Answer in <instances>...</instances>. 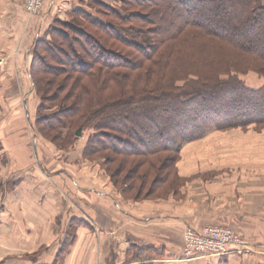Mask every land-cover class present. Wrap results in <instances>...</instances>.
<instances>
[{"label": "trees", "instance_id": "obj_1", "mask_svg": "<svg viewBox=\"0 0 264 264\" xmlns=\"http://www.w3.org/2000/svg\"><path fill=\"white\" fill-rule=\"evenodd\" d=\"M117 1L94 0L97 17L75 8L36 43L35 126L65 152L89 131L82 158L99 161L125 198H166L183 188L188 145L264 129V0ZM250 73L261 86L241 79ZM155 256L140 248L129 262Z\"/></svg>", "mask_w": 264, "mask_h": 264}, {"label": "crops", "instance_id": "obj_2", "mask_svg": "<svg viewBox=\"0 0 264 264\" xmlns=\"http://www.w3.org/2000/svg\"><path fill=\"white\" fill-rule=\"evenodd\" d=\"M75 3L45 0L42 14L30 17L22 0H0L1 203L6 212H14L13 203L20 205L27 221L33 222L31 235L23 236L25 226L16 215L5 218V227L12 223L18 228V241L10 236L7 242L23 247H17L20 254L0 257V264H264V182L233 184L244 194L236 196L237 204L229 212L171 203H127L103 180L89 177L78 183L71 162L60 160V151L38 134L40 102L31 76L33 51L54 19L68 17ZM206 226L234 229L245 237L247 248L225 257L184 259L186 227ZM64 243L67 249L62 248ZM140 248L153 249L157 256L129 262V254Z\"/></svg>", "mask_w": 264, "mask_h": 264}, {"label": "rangeland", "instance_id": "obj_3", "mask_svg": "<svg viewBox=\"0 0 264 264\" xmlns=\"http://www.w3.org/2000/svg\"><path fill=\"white\" fill-rule=\"evenodd\" d=\"M110 5H119L117 0H99ZM76 9L84 10L87 13L95 14L94 0H76ZM96 9H98L96 7ZM73 12H70V14ZM97 17V14H95ZM69 17V15H68ZM63 18L67 22L72 21V18ZM78 21L84 23L85 19L77 18ZM241 79L246 82L249 87L257 88L262 85L258 75L250 73ZM54 111L57 109L54 108ZM89 131L82 132L79 140L72 149L67 152L59 149L50 141H47L42 136L45 143L50 144L58 149L62 161L73 166L78 173V183H82L86 179L96 178L104 181L109 190L127 203L143 202L151 204H168L180 207H199L205 208L212 212L213 209L229 210L237 204L236 196L244 194L238 190L233 184L237 183V187L244 182L248 184H261L264 182V129L258 130L255 127L248 129H235L227 132H210L205 138L200 141L191 143L184 150L182 157L177 165L180 176L185 179L182 183L183 188L176 195H170L166 198L159 196L152 198L144 196L141 200H128L123 196V189L118 188L112 180V176L107 174L102 168L99 161H90L88 159L81 160L84 147L86 146ZM64 152V153H63ZM76 158L74 162L72 158ZM230 183H232L230 185ZM249 187V185H247ZM254 186V185H253ZM0 187H4L3 178L0 179ZM58 190V188H56ZM259 191V189H258ZM0 195V203L2 200ZM80 201V198H77ZM77 203V202H76ZM12 210L14 212H6L4 203L0 204V257H5L8 253L16 252L20 254L23 245H17L7 242L10 236H14L13 240L18 239L15 235L18 231L15 226L5 227V218H14L15 215L19 223L24 224L23 236L31 235L32 223L26 219L24 210L20 205L13 203ZM206 210V211H207ZM6 212V213H5ZM20 213V215H19ZM74 216V215H73ZM77 220L83 221L81 216H76ZM67 219H71V214H67ZM70 230V229H68ZM38 234H43L42 229H37ZM34 236V235H33ZM7 238V239H6ZM36 246V245H35ZM13 247V248H12ZM63 249H67L66 243L62 245ZM29 254V253H28Z\"/></svg>", "mask_w": 264, "mask_h": 264}, {"label": "built area", "instance_id": "obj_4", "mask_svg": "<svg viewBox=\"0 0 264 264\" xmlns=\"http://www.w3.org/2000/svg\"><path fill=\"white\" fill-rule=\"evenodd\" d=\"M30 17L41 15L45 0H22ZM182 257L186 260L211 255L225 257L240 253L247 248L245 237L234 229L225 226L186 227L183 233Z\"/></svg>", "mask_w": 264, "mask_h": 264}, {"label": "water", "instance_id": "obj_5", "mask_svg": "<svg viewBox=\"0 0 264 264\" xmlns=\"http://www.w3.org/2000/svg\"><path fill=\"white\" fill-rule=\"evenodd\" d=\"M81 134H82V131H81V130H79V131L77 132V136H78V137H80V136H81Z\"/></svg>", "mask_w": 264, "mask_h": 264}]
</instances>
